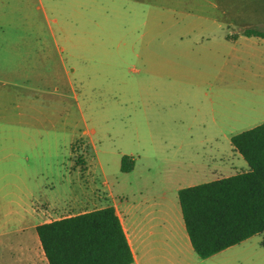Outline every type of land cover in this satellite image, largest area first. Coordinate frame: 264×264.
Segmentation results:
<instances>
[{
    "label": "rangeland",
    "instance_id": "374dc122",
    "mask_svg": "<svg viewBox=\"0 0 264 264\" xmlns=\"http://www.w3.org/2000/svg\"><path fill=\"white\" fill-rule=\"evenodd\" d=\"M248 29L264 32V0H0V264H27L14 249L35 226L102 207L104 183L161 185L217 148L248 168L205 117L212 100L219 122L264 104V50L235 43ZM220 257L264 264V234Z\"/></svg>",
    "mask_w": 264,
    "mask_h": 264
},
{
    "label": "trees",
    "instance_id": "16d2710c",
    "mask_svg": "<svg viewBox=\"0 0 264 264\" xmlns=\"http://www.w3.org/2000/svg\"><path fill=\"white\" fill-rule=\"evenodd\" d=\"M246 37L264 39L248 29ZM249 171L232 178L183 189L179 199L193 249L207 260L264 234V124L232 138ZM122 157L121 171H134ZM48 264H134L123 224L108 207L37 227Z\"/></svg>",
    "mask_w": 264,
    "mask_h": 264
},
{
    "label": "crops",
    "instance_id": "0c3cea01",
    "mask_svg": "<svg viewBox=\"0 0 264 264\" xmlns=\"http://www.w3.org/2000/svg\"><path fill=\"white\" fill-rule=\"evenodd\" d=\"M241 41L249 42L252 48L259 50V52L264 50L263 38L246 37L243 34L238 36L235 43L240 44ZM188 71L194 72L197 70L192 68L191 70L188 69ZM219 79H208L207 76L203 79L200 76L196 79H190V81L192 87L203 88L206 86L215 92L216 89H220L222 86ZM194 105V102L190 101V106ZM219 105V102L212 100L207 110L210 116H203L212 118L213 126H217L215 129H212L213 132L211 134H221V136L229 137L231 145L233 137L264 124V119H262L264 117V104L257 105V103H252L247 108V114L243 115L241 119H228L222 122L217 121L216 118L220 114ZM192 119L194 121L193 126H202L200 119L197 117ZM240 127L246 128L240 130ZM210 129L204 128V130H207L204 131V134L210 135ZM231 151L233 153L232 156L239 160L238 158L241 155L236 152L233 145ZM212 152H215V155H211L208 160L203 156L201 165L197 166L191 173L180 171V175L175 179H172L170 176L161 178V185L146 186V189L143 190H134L132 188L128 192L122 191L116 193L113 188H109L108 184H103L107 189V192H105L106 199L104 200V205L98 210L114 207L123 224L127 240L135 256L134 264H199V258L201 257L193 249L181 210L179 192L184 189L181 188L183 187L181 183L193 179L197 181V177L200 180L205 179V184H209L249 171V167H243L240 171L237 167H233L234 164H231V167L225 161L227 159L226 155L222 153L220 148ZM135 169L136 164L134 171ZM175 184H177L175 189L172 190V187L169 189L170 187L168 186ZM37 227L35 226L32 231H37ZM32 242V246L30 247L21 245L19 248L16 247L14 249V251L17 249L18 257H26L27 264H48L38 236L35 238L32 235ZM4 249H8V246ZM230 249L207 260H202L210 261L211 264H224V259L220 256Z\"/></svg>",
    "mask_w": 264,
    "mask_h": 264
}]
</instances>
